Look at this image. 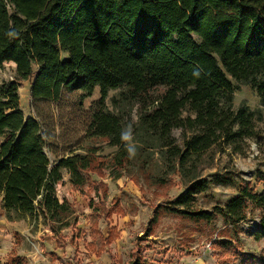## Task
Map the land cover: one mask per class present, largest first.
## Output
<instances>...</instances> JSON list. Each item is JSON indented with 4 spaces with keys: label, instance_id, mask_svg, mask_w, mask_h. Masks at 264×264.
<instances>
[{
    "label": "trees",
    "instance_id": "1",
    "mask_svg": "<svg viewBox=\"0 0 264 264\" xmlns=\"http://www.w3.org/2000/svg\"><path fill=\"white\" fill-rule=\"evenodd\" d=\"M7 64L15 66L14 80L0 84V201L8 222L41 223L58 243L74 229L68 242L79 253L86 232L77 229L74 206L57 197L63 171L81 191L89 177L107 172L114 179L129 174L134 182L143 177L160 190L179 178L185 191L160 212L195 227L210 228L219 217L218 233L228 241L211 246L235 260L220 257L218 264H264V249L245 253L239 239L264 240V173L257 179L261 192L246 184L213 213L197 205L198 195L222 181L202 178L216 150L243 154L242 146L259 136L256 113L245 105L234 109V83L250 86L264 107V0H0V75ZM26 82L34 102L76 92L87 99L100 89L84 154L51 166L41 124L21 109ZM112 91H119L113 111L106 105ZM100 145L116 152L103 156ZM97 189L108 191L104 184ZM254 210L260 211L256 229L245 233L241 227ZM95 232L100 241L85 248L100 257L117 229L107 239ZM7 264L25 262L13 250ZM74 264L84 261L77 255ZM129 264L157 263L136 251Z\"/></svg>",
    "mask_w": 264,
    "mask_h": 264
},
{
    "label": "rangeland",
    "instance_id": "2",
    "mask_svg": "<svg viewBox=\"0 0 264 264\" xmlns=\"http://www.w3.org/2000/svg\"><path fill=\"white\" fill-rule=\"evenodd\" d=\"M14 77L15 66L7 64L1 71L0 84L12 82ZM234 84V109L245 105L256 113L259 136L242 146L243 154H236L227 146L216 150L214 163L204 170L202 178L210 182L214 176L219 175L222 181L213 182L204 194L197 196L198 208L208 213H213L216 207L225 208L227 202L238 195L240 188L246 184H251L257 192L263 190L257 185V179L260 173H264V107L250 86ZM82 95L80 92L64 93L56 102H34L29 83L22 85V112L27 118L33 117L41 124L45 152L52 167L73 154H84L82 149L87 147L88 131L94 112L99 108L101 92L96 89L93 96L87 99H83ZM118 95L119 91L109 94L106 105L111 111V99ZM174 136L181 142V131H175ZM115 152V148H104L101 154L109 156ZM133 179L135 182L129 174L120 179L112 178L108 172L103 178L93 175L81 191L73 187L69 174L63 171V181L57 187V197L61 202L67 200L74 206L78 217L77 229L86 232V236L78 243L80 256L85 264H129L136 251L157 264H218L220 257L225 261L235 260L233 253L228 250L219 246L210 247L216 241H228L218 233L223 228L219 217L210 228L195 227L180 218L160 212V208L168 201L176 199L185 191L179 178L171 179L167 190L150 188L143 177ZM100 184L107 186L106 193L97 189ZM100 209L112 212L113 216L109 218ZM119 209L124 216L117 214ZM4 214L0 202V218ZM259 215L260 211L254 210L246 226L257 222ZM17 224L14 231L6 233L0 230V241L7 237L8 246H11L6 252L3 249L0 251L1 264L8 263L13 250L24 259L25 264H72L79 255L76 248L68 242L74 234L76 236V230L65 231L66 240L58 243L57 237L41 223L35 225L29 219ZM110 228L117 229L118 238L108 252L101 257L86 253L84 248L87 242L100 241L95 231L98 229L107 239ZM239 239L245 253L258 254L264 249V240L255 242L254 237L242 234ZM228 261L226 264H232ZM241 262L239 260L236 263Z\"/></svg>",
    "mask_w": 264,
    "mask_h": 264
},
{
    "label": "crops",
    "instance_id": "3",
    "mask_svg": "<svg viewBox=\"0 0 264 264\" xmlns=\"http://www.w3.org/2000/svg\"><path fill=\"white\" fill-rule=\"evenodd\" d=\"M1 202V201H0ZM2 203V202H1ZM4 211V210H3ZM17 227H18V224L16 223H10V222H8L7 221V219H6V217H5V214L0 218V230H3V231H5L6 233H8L9 231H14V230H16L17 229ZM49 228V227H48ZM8 242H9V239L7 238V237H3V241H0V246H2V247H4V248H1L0 247V251L3 249V251L4 252H6L7 251V248H11V246H8ZM10 244H12V243H10ZM73 247V246H72ZM85 249V251H86V253H88V254H90L87 250H86V248H84ZM108 252V251H107ZM107 252H105V253H107ZM104 253V254H105ZM77 254H79V258H81V254H80V249H79V253H77ZM91 255H95V254H91ZM97 256V255H96ZM102 256V255H101ZM100 256V257H101ZM98 257V256H97ZM76 258V257H75ZM74 258V259H75ZM82 259V258H81ZM72 264H74V260H73V263ZM85 264V263H84Z\"/></svg>",
    "mask_w": 264,
    "mask_h": 264
},
{
    "label": "built area",
    "instance_id": "4",
    "mask_svg": "<svg viewBox=\"0 0 264 264\" xmlns=\"http://www.w3.org/2000/svg\"><path fill=\"white\" fill-rule=\"evenodd\" d=\"M256 223H252L250 226H246V224H243L242 225V230L245 232V233H249L250 231L252 230H255L256 229ZM211 247V245H210Z\"/></svg>",
    "mask_w": 264,
    "mask_h": 264
},
{
    "label": "clouds",
    "instance_id": "5",
    "mask_svg": "<svg viewBox=\"0 0 264 264\" xmlns=\"http://www.w3.org/2000/svg\"><path fill=\"white\" fill-rule=\"evenodd\" d=\"M128 137L127 136H125V139H127Z\"/></svg>",
    "mask_w": 264,
    "mask_h": 264
}]
</instances>
